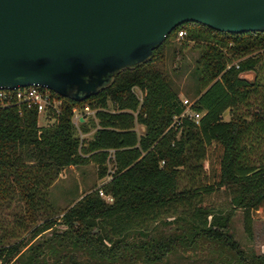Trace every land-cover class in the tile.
I'll return each mask as SVG.
<instances>
[{
	"label": "trees",
	"instance_id": "obj_1",
	"mask_svg": "<svg viewBox=\"0 0 264 264\" xmlns=\"http://www.w3.org/2000/svg\"><path fill=\"white\" fill-rule=\"evenodd\" d=\"M181 28V46L190 39L200 47L191 71L198 120L174 121L185 104L164 60ZM55 92L60 109L49 111L48 123L38 122L36 107L0 106V205L14 196L22 205L9 228L0 220V264H114L123 246L130 259L155 264L176 243L198 239L218 251L220 264H264V252L247 250L230 230L237 208L250 237L254 218L264 215V28L233 31L187 19L95 91L79 98ZM86 105L94 116L83 113L79 126L94 128L88 139L74 120L75 108ZM88 161L109 177L58 215L50 185L64 166ZM160 220L174 229H158ZM58 221L66 224L61 230Z\"/></svg>",
	"mask_w": 264,
	"mask_h": 264
},
{
	"label": "water",
	"instance_id": "obj_2",
	"mask_svg": "<svg viewBox=\"0 0 264 264\" xmlns=\"http://www.w3.org/2000/svg\"><path fill=\"white\" fill-rule=\"evenodd\" d=\"M264 28V0H0V86L83 97L145 59L180 22Z\"/></svg>",
	"mask_w": 264,
	"mask_h": 264
},
{
	"label": "rangeland",
	"instance_id": "obj_3",
	"mask_svg": "<svg viewBox=\"0 0 264 264\" xmlns=\"http://www.w3.org/2000/svg\"><path fill=\"white\" fill-rule=\"evenodd\" d=\"M184 36L177 35L171 40V44H168L166 56L164 60V66L166 70L169 71L172 77V85L180 90L179 94L182 98L188 96L193 98L194 92L191 89V71L195 65L196 58L199 56L200 47L194 43L193 40H187V42L181 46ZM177 65L178 68H174ZM249 77L254 74L253 70L245 72ZM136 91L141 94V90L136 87ZM83 113L87 118L94 116V109L85 108L81 109L75 108L74 120L78 127V133L88 139L92 136L94 128L89 131H82L80 129V119L83 118ZM229 111H225V117H229ZM54 118L47 115V113L40 112L38 116V122L40 124L48 123ZM136 128L139 133L143 132L144 125L140 122L136 123ZM109 169L112 170L114 167L113 161H108ZM107 175L106 178H108ZM105 177H100L98 172V166L95 161H88L80 164H70L62 168L59 175L50 185L49 197L52 201L55 210L61 215L63 210L80 197L84 191L91 189L92 187L101 184ZM22 205L18 197L10 199L9 202L5 201L0 205V220L3 225L10 227L15 217V212L21 213ZM43 219V215L39 216L38 221ZM162 220V219H161ZM158 221V229L164 231L173 230L174 224L167 225L162 221ZM66 226L64 222L58 221L56 227L58 229H63ZM230 230L233 235L240 241L241 245L247 250L254 248L257 251L264 252V215L256 216L254 218L253 236H249L245 230L243 223V211L241 208H237L230 222ZM51 229H47L43 232V235H50ZM30 230L21 231V235L28 237ZM128 241H137L136 237H129ZM184 241L181 243H176L174 248L171 249L161 261L155 264H206L215 263L220 264V257L218 251H214L211 248L206 247L198 239L194 244H188ZM122 252L125 254L122 257H118L114 264H147V262L139 255L136 258L130 259L128 255L131 254V250L126 247H122ZM134 253V252H132ZM83 255H88V253L83 252ZM133 257V255H132ZM135 257V255H134Z\"/></svg>",
	"mask_w": 264,
	"mask_h": 264
},
{
	"label": "built area",
	"instance_id": "obj_4",
	"mask_svg": "<svg viewBox=\"0 0 264 264\" xmlns=\"http://www.w3.org/2000/svg\"><path fill=\"white\" fill-rule=\"evenodd\" d=\"M186 33L185 28H181L178 31L179 36H183ZM185 104L184 110L175 114L176 121L183 115H189L196 120L199 119L202 112L195 110L191 107L194 99L188 96L182 98ZM61 104V97L51 87L40 83H25L13 86H0V106L14 105L19 112H22L24 107H36L38 113L41 111L49 115L51 110H59ZM86 108H90L86 105ZM101 195L111 200L113 196L110 193H106L101 187L99 188Z\"/></svg>",
	"mask_w": 264,
	"mask_h": 264
},
{
	"label": "crops",
	"instance_id": "obj_5",
	"mask_svg": "<svg viewBox=\"0 0 264 264\" xmlns=\"http://www.w3.org/2000/svg\"><path fill=\"white\" fill-rule=\"evenodd\" d=\"M226 118H228V117H226Z\"/></svg>",
	"mask_w": 264,
	"mask_h": 264
}]
</instances>
